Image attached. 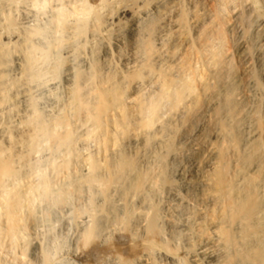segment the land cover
I'll list each match as a JSON object with an SVG mask.
<instances>
[{
  "label": "rangeland",
  "instance_id": "obj_1",
  "mask_svg": "<svg viewBox=\"0 0 264 264\" xmlns=\"http://www.w3.org/2000/svg\"><path fill=\"white\" fill-rule=\"evenodd\" d=\"M14 1L16 2L15 5ZM178 1L179 2L174 9V13H179V10H183L187 12L188 17H192V15L197 12L203 18L202 21L199 20L198 22L193 20L191 22L192 19H190L185 22H169V12H167L166 16H161L160 21L154 23V30L152 31V33L155 36L152 34V39L155 49L157 48V53L155 52L152 55V58L155 59L152 60V63H154L152 65V70L148 73L149 75L147 73H144L142 75L143 77L137 80L128 79L129 82H127V79L126 81L124 80L125 83L123 82L121 84L123 85L122 87L124 92L128 88L130 91L129 92L127 90L125 92L124 104L127 109L129 108V116L133 122L132 124H134L137 121L135 119L137 117V114L135 113L133 107L135 99L137 96L148 97L157 92L159 84V69L173 79L180 80L181 78H185L187 76L191 77L192 85H194L193 90L187 92L183 100L175 107H172L168 102L163 103L160 107L161 109H159L158 117L156 118L157 121L155 120L153 125L149 128H131L126 134L120 135L110 122H108V124L106 123L105 128L108 130V135L110 138H115L116 146L115 144H110V146H108L106 150H103L102 148H100L98 142L95 141L97 140V131L93 128L91 122L82 121L83 119H76L68 106V102L70 100V94L68 90V82L70 79L69 77H72L73 73L77 72L78 69L80 70V72L82 71V73L88 75L94 69V65H97V74L99 75H107L111 73L114 74L116 72H123V74H127V70L129 72V70L131 71L135 68H139V64H141L142 58V53L140 51L139 45L141 42L140 39L144 35L143 33L145 32V27L139 24L140 28L139 26L136 27V31H133V34L130 30V24L125 21V19L111 23L109 25L112 28L110 33L114 32L115 28L119 27L121 29L120 34L121 39L123 40H121V44L118 43L119 47L116 48L113 45L114 39L112 33H109L110 35L106 40L102 42L99 40L100 42H98V39H94L91 36V28L89 25L86 26V29L83 33L76 35L74 29L70 27V25L72 24V17H69V21L66 22L67 29L59 28L54 19V14L57 6L56 2H54L53 0H5L3 2L2 0H0V8L3 10L2 11L0 9V22H3L2 24L0 23V97L7 94V101L3 102L0 106V128L10 120L11 125L17 127L15 128L13 134H17L27 118L26 111L30 109L31 105H34L37 111H41L40 113L45 119H51L52 116L56 117L63 113H66L67 115L69 114L68 116L70 119V128H73L74 125L72 131L73 135L75 134L74 142L69 151L66 148L65 150L64 148H61L57 150L59 154L56 151L53 154L54 150L52 151L50 149V146H48V142L45 141V143L41 141L33 149H29L25 143L19 144V146L16 147L17 149H15V154L17 155L15 157V168L19 171V181L18 178L16 179L17 181L13 180L12 185L14 188H17V190L21 191L23 195L25 194V198L28 197L30 199L28 203L29 205L25 208V210L27 211V208H29L32 215L26 220V224L29 226L25 224L27 226L25 228V234L23 235V240L20 239V242L23 244L25 254L24 256H22V258H20L21 261H29V264H33L34 254L32 251V243L36 242L37 244H39L38 255L41 258L43 251L48 258L47 260L49 264H52V262H54L55 264H91V262L92 264H116L115 261L117 262V264H122L123 262L121 261H124L125 259L129 261V264H140L139 262L145 261L152 262L153 264H198V262L199 264H250V262L251 264H260L255 261H243V259L238 256V253L242 252L244 247L248 246L251 243V245L254 247L260 244H264V0H222V2L221 0ZM213 3H215L216 5H214ZM11 4H13L14 6ZM32 9L33 11H31ZM41 9L45 11L47 10L48 12L42 11ZM38 10L40 12H38ZM217 10L218 12H216ZM10 11L12 14L10 13ZM32 13L33 15H30ZM38 14L43 17L41 18ZM7 16H9V20L7 19ZM46 17L48 20L46 19ZM163 17H165L166 20ZM29 19H32L33 21ZM9 21L11 22L10 26L8 23ZM29 21H31L32 23ZM217 21L219 22V24H217ZM35 28L38 30V33L30 38H27V31ZM48 28L51 29L48 30ZM55 29H57V31ZM17 32L19 35L16 34ZM54 32H56V34ZM201 36L203 38H201ZM77 37L79 38L77 39ZM61 38H65L66 40H62ZM33 39H35V41ZM69 39H71V41ZM26 40H29L30 43ZM28 44L35 45V51L33 54V56L35 57V64L33 68V75L35 73L34 76L28 74V72L26 71L24 57H22L27 49V46H29ZM105 46L108 48L111 56L109 58V65L104 68L101 65V60L105 56ZM131 52L133 53V55ZM214 54L216 56H214ZM77 56H79L80 58H78ZM157 56H160V59H158L157 64H155ZM127 60L135 64L133 69L125 67V63H127ZM50 62L51 65H49ZM79 63L81 66L79 65ZM87 63L89 64V66ZM65 64H67L68 66ZM83 65L84 67H82ZM110 67H112V69ZM90 69L92 70L90 71ZM182 70H184V72ZM39 75L41 77H39ZM67 75H69V77H67ZM116 75L118 76V74ZM150 80L153 81L151 82ZM93 83V80L86 81V85H88H85V88H90ZM206 85L208 87H206ZM2 87H4V89ZM148 87L153 89H148ZM150 90L152 92H150ZM26 96H28L29 98ZM23 102H25L24 107H22L24 105ZM163 106H165V108H163ZM42 107L44 108V110H48V112L44 111ZM52 108L53 110H51ZM54 111L59 112L55 113ZM118 116L119 109L113 107L111 110H109L108 117L110 118V120ZM71 119L76 120L72 121ZM14 123H16L17 125H14ZM75 131H78V133H74ZM86 135L88 138L86 137ZM137 137L138 139H136ZM93 142L95 144L97 143V147L95 146V144H93ZM91 143L92 147H90ZM41 148H43L46 152H43V149ZM81 148L83 150L85 148V152H82V150L80 151ZM48 151L49 154H47ZM36 152H38V154ZM40 152L41 154L39 155ZM86 153L88 156L94 155L93 157L95 159L98 158L97 160L99 161L102 170L100 171L101 177L106 176V170L104 167L105 162H108L110 159V161H115L118 157L124 155L131 159L134 158L133 160L135 161V168L129 171L127 179L129 180L133 177L132 175L139 171L142 174L146 175V180H144L139 191H135L132 188L124 189L126 184L125 181L113 182L109 187L102 191L101 186L97 183L96 185H94L95 183H91V185L85 181V177L89 173L87 165L88 161L86 159L88 156H84V154ZM36 154L39 155V158ZM65 154L66 156H64ZM55 155L57 157H55ZM40 157L42 158L40 159ZM67 158L69 159V163L67 164V167L62 168L63 170L61 169L59 172H57L58 174L61 173L59 174V177V175L57 176V173L52 170V167L54 166V164L57 165L58 163H62L63 159L67 160ZM46 159L49 161L47 162ZM82 160H84L85 162H82ZM101 160L104 161L102 162ZM77 164L79 167L77 166ZM49 166L51 169H49ZM40 169L43 171H41ZM45 169L46 172L44 171ZM26 171L29 172H27L26 174ZM53 172L55 173V175ZM81 172L87 173L83 174ZM42 174L45 175L46 180L51 186L50 194L46 197L37 196L36 192L34 193L35 195L33 193L31 195L26 190L28 185L30 183H36L39 179V175ZM49 174H52L55 177L52 175L49 176ZM73 174L76 176H74ZM220 174L223 177V183H221V185H219L217 182L218 175ZM67 176L70 178H68ZM154 177H156L158 181ZM63 180H65L66 182H63ZM152 180H154V182H152ZM84 182H86L87 184H84ZM248 182H251L255 185L257 197L259 196L258 200L260 208L255 215V225H257L258 227V231L256 233L252 232L254 235L251 233L249 236L243 237L244 222L239 219H229L228 204L230 200L237 201L241 197V194L244 192V188H246ZM216 183L217 185H215ZM22 187L23 189H21ZM227 187H229L230 189ZM65 188L67 189L68 193L66 192ZM110 190H113L114 192H111ZM230 190L232 192H230ZM75 191L77 192L75 193ZM107 191H110L109 194L107 193ZM54 193H58V197ZM133 194H136L135 197ZM51 195L54 196L52 197ZM49 197L50 199H47ZM114 197H116V200L114 199ZM94 198L98 203L93 201ZM133 198H135V200ZM222 198L224 199V202ZM53 201L55 202V204H53ZM84 203L87 205H85ZM110 203L112 205H110ZM45 205L47 206L45 207ZM54 205L56 208L54 207ZM84 205L85 208L88 205L91 206H88V209L86 208L87 210H84L85 208L82 207ZM33 206H35V208ZM113 207H118L120 209L123 208L121 209L123 211L117 208L121 215L119 213L113 214L111 211ZM53 208H55L56 210ZM98 208L99 210H97ZM75 209L79 212L78 214H75L77 213ZM105 209L111 212L113 215L108 213ZM127 209H129L131 212V220H129L127 226H125L123 222H121L123 219L121 218V216L125 214L124 212ZM132 209H134V211ZM222 210L224 213L222 212ZM84 211H86V214L83 213ZM120 211L123 213H121ZM44 212L46 214H44ZM153 213L157 214L156 221L158 222H156V225L159 230V234L157 237L158 245L153 249L154 251H148L143 248V245L148 239V233L146 230H144L141 219L146 218L145 216H147L148 218ZM33 214H35L34 217ZM79 214H81L80 216L83 219L79 216ZM111 216L113 219L111 218ZM102 217L104 218L103 221ZM87 218L91 219L89 220ZM97 218L100 220H97ZM111 219L114 221V224L111 222ZM93 220H97L99 223H101L100 227L102 226V224L105 226H102L101 231L99 229L100 232L97 230V234H95V238L91 243L92 245H90L91 247H93L92 252L91 250H88L90 248H86L84 246V249L81 248V235L83 232V228H85V226L87 227L88 224H91ZM118 222L121 223V227L123 228L117 226L120 225ZM78 223L82 224H79L78 226ZM200 225L202 226V228H200ZM216 225L217 227H215ZM219 225H223V229H227L230 231L233 237V243L229 244L225 242L223 235L220 233L223 230L221 229L222 226ZM117 227L121 231L119 229H112ZM40 228L42 230H40ZM78 228L80 231L77 230ZM123 230L125 231V233H123ZM99 233L101 234L99 235ZM46 235L47 237H45ZM96 235H98V237ZM103 235H105V241H110L111 239L112 241L106 242L104 244L105 241L103 240ZM131 235H133V238ZM129 236L131 237L129 238ZM162 236H164V238ZM199 236L201 237L199 238ZM134 238H136V240H134ZM247 238L248 240H250V242H248ZM158 239H161L162 241H158ZM259 239L260 241H258ZM96 243L99 244V246L95 245ZM109 243L116 245V249H113L112 251L108 250L107 247ZM134 244L136 245L132 247ZM56 246L58 247V249ZM78 246L79 248H77ZM137 246L138 248L142 247L144 249V252L142 249L140 250L137 248L138 250H136ZM51 247L53 248V250L50 249ZM170 247L172 248V250ZM201 247H208L209 252L211 251L210 255H195L198 249ZM98 248H100V250ZM102 248H106L107 251ZM39 249H42V251H40ZM69 249L73 252H70ZM94 249H96V251ZM78 250H81V252ZM84 250L86 251V253ZM103 250L104 253H102V255L100 253L101 251L103 252ZM137 251H140L141 254H139L140 252L138 253ZM165 251L169 256L163 255V252L165 254ZM75 252L79 253L77 254L76 258H74L72 254ZM91 252H95L94 254H96L97 252L99 253L98 255L96 254L97 256L94 254L89 256L88 254H92ZM114 253L115 255H113ZM120 253L121 255H123V257L119 255ZM125 254H127L128 256H125ZM92 256L96 257L93 258ZM143 256L144 258H142ZM137 259H140V261ZM73 260H75L76 262H73Z\"/></svg>",
  "mask_w": 264,
  "mask_h": 264
},
{
  "label": "bare ground",
  "instance_id": "obj_2",
  "mask_svg": "<svg viewBox=\"0 0 264 264\" xmlns=\"http://www.w3.org/2000/svg\"><path fill=\"white\" fill-rule=\"evenodd\" d=\"M5 0H2V2ZM48 1V0H47ZM50 1V0H49ZM54 2H56V11L54 14V19L58 25L59 28L63 29L66 28V22L69 21V19L72 17V24L70 25V27H72L74 29V32L76 33V35L81 34L85 31L86 26H90L91 28V36L94 39H98V42H102L104 40H106L108 38V36L112 33L113 35V45L118 48L119 44L121 42V34H120V28H115L114 32L110 31L112 30V28L109 26L111 23L115 22V21H121L122 19H125V21H127L130 24V30L133 33V31H136L135 28L139 26V24L143 25L145 27V32L143 33V37L140 39V51L142 53L141 55V64H139V68H135L134 67V63H131L129 60H127V63H125V67L127 68H132L133 70H128L126 71V73L123 74V72H116L114 74H107V75H99L97 74V65H94V69H90V73L88 75L82 73V71L80 72V70L78 69L77 72L73 73L72 77H69V75H67V77H69V94H70V100L68 102V106L72 112V114L74 115V117L76 119H83L82 121H89L91 122L92 126L94 129H96L97 131V140H95L96 142H98L100 148H102L103 150H106L108 146H110V144H115V138L113 137H109L108 135V130L105 128V124L108 122H110L112 124V126L115 128V130L120 134V135H124L126 134L131 128H149L153 125L154 121L156 120V118L158 117V112L159 109H161V105L163 103H170V105L172 107L177 106L184 98L185 94L187 92H190L193 90V86L192 85V78L187 76L185 78H181L180 80L178 79H173L171 77H169L166 73H164L163 71H161L159 69L158 71V77H159V84H158V90L157 92H155L153 95L148 96V97H142V96H137L134 102V111L137 114V117L135 118L137 121L132 124V120L130 119L129 116V108L127 109L125 104H124V96H125V92L128 90L129 88L124 92L123 90V85H121L123 82L125 83L126 79L127 82H129L128 79H133V80H137L141 77H143L142 75L144 73H149L152 70V65L154 63H152V60H155L154 58H152V55L156 52L155 46L153 45V39H152V31L154 30L153 25L155 22L160 21L161 16H166L167 12H169V22H175V21H180V22H185L187 20H191V22L194 21H202V17L200 14H198L197 12L195 14L192 15V17H188L187 12L183 11V10H179V13H174V9L176 8V5L178 4V0H53ZM19 2V1H18ZM43 2V1H42ZM222 2V0H221ZM15 1H14V5H15ZM26 3V2H25ZM41 3V2H40ZM202 3V2H201ZM18 4V3H17ZM44 4V3H43ZM52 4V3H51ZM195 4V3H194ZM200 4V3H199ZM214 5H216L215 3H213ZM218 4V2H217ZM13 5V4H11ZM13 5V6H14ZM35 5V2H34ZM71 5V7H70ZM220 5V4H219ZM251 5V4H250ZM47 6V5H46ZM222 6V4H221ZM260 6V5H259ZM34 7V6H33ZM44 7V6H43ZM52 7V6H51ZM50 7V8H51ZM213 7V6H212ZM12 8V7H11ZM18 8V5H17ZM16 8V9H17ZM42 8V7H41ZM46 8V7H44ZM217 8V6H216ZM1 9V8H0ZM30 9V8H29ZM47 9V8H46ZM194 9V8H193ZM200 9V8H199ZM253 9V8H252ZM257 9V8H256ZM2 10V9H1ZM6 10V9H5ZM11 10V9H10ZM42 10V9H41ZM52 10V9H51ZM188 10V9H187ZM213 10V8H212ZM255 10V9H254ZM3 11V10H2ZM8 11V10H7ZM19 11V10H18ZM33 11V9L31 10ZM35 11V10H34ZM45 11V10H42ZM47 11V10H46ZM45 11V12H46ZM9 12V11H8ZM28 12V11H27ZM37 12V11H36ZM38 12H40L38 10ZM37 12V13H38ZM48 12V11H47ZM218 12V10L216 11ZM11 13V11H10ZM17 13V12H16ZM213 13V12H211ZM221 13V12H220ZM12 14V13H11ZM29 14V13H28ZM47 14V13H46ZM17 15V14H16ZM25 15V14H24ZM30 15H33L30 14ZM37 15V14H36ZM39 15V14H38ZM45 15V14H44ZM48 15V14H47ZM51 15V14H50ZM40 16V15H39ZM38 16V17H39ZM215 16V15H214ZM213 16V17H214ZM2 17V16H1ZM5 17V16H4ZM9 16H7V19ZM16 17V16H15ZM27 17V16H26ZM41 18L43 16H40ZM70 17V18H69ZM6 18V17H5ZM11 18V17H10ZM21 18V17H20ZM35 18V17H34ZM165 18V17H163ZM217 18V17H216ZM6 19V20H7ZM15 19V18H14ZM40 19V18H39ZM47 19V17H46ZM53 19V20H54ZM205 19V18H204ZM12 20V19H10ZM19 20V19H18ZM32 20V19H29ZM48 20V19H47ZM166 20V18H165ZM4 21V20H2ZM33 21V20H32ZM210 21V20H209ZM31 22V21H29ZM40 22V20H39ZM204 22V20H203ZM1 23V22H0ZM3 23V22H2ZM1 23V24H2ZM9 26L11 24V22L9 21ZM7 23V24H8ZM28 23V21H27ZM32 23V22H31ZM46 23V22H45ZM197 23V22H196ZM5 24V23H4ZM3 24V25H4ZM42 24V23H41ZM127 24V23H126ZM167 24V23H166ZM169 24V23H168ZM172 24V23H171ZM217 24H219V22L217 21ZM264 24V23H263ZM49 25V24H48ZM51 25V24H50ZM159 25V24H158ZM262 25V24H261ZM25 26V25H24ZM156 26V25H155ZM163 26V25H162ZM218 26V25H217ZM15 27V26H14ZM160 27V26H159ZM9 28V27H8ZM47 28V27H46ZM140 28V26H139ZM157 28V27H156ZM21 29V28H20ZM30 29V28H29ZM51 28H48V30ZM67 29V28H66ZM216 29V28H215ZM13 30V29H12ZM57 31V29H55ZM54 30V31H55ZM59 30V29H58ZM88 30V29H87ZM164 30V29H163ZM218 30V28H217ZM22 31V30H21ZM43 32V30H42ZM89 32V31H88ZM160 32V31H159ZM2 33V32H1ZM38 33V30L32 29V30H28L26 35L27 38H30L34 35H36ZM47 33V31H46ZM52 33V31H51ZM56 34V32H54ZM110 33V34H109ZM18 34V32L16 33ZM54 34V35H55ZM67 34V33H66ZM70 34V32H69ZM68 34V35H69ZM90 34V33H89ZM134 34V33H133ZM10 35V33H9ZM19 35V34H18ZM75 35V34H74ZM154 35V34H153ZM221 35V34H219ZM5 36V34H4ZM7 36V35H6ZM38 36V35H37ZM67 36V35H65ZM72 36V34H71ZM129 36V35H127ZM155 36V35H154ZM207 36V35H206ZM19 37V36H18ZM22 37V36H21ZM83 37V36H82ZM15 38V37H14ZM20 38V37H19ZM40 38V37H39ZM45 38V37H44ZM58 38V37H57ZM79 37H77L78 39ZM124 38V37H123ZM201 38H203L201 36ZM62 39V38H61ZM65 39V38H63ZM62 39V40H63ZM82 39V38H80ZM208 39V37H207ZM206 39V40H207ZM24 40V39H23ZM35 41V39H33ZM45 40V39H44ZM47 40V39H46ZM66 40V39H65ZM71 41V39H69ZM68 40V41H69ZM86 40V39H85ZM100 40V41H99ZM155 40V39H154ZM158 40V39H157ZM29 41V40H26ZM48 41V40H47ZM60 41V40H59ZM69 41V42H70ZM84 41V39H83ZM82 41V42H83ZM93 41V40H92ZM130 41V40H128ZM161 41V40H160ZM222 41V40H221ZM45 42V41H44ZM43 42V43H44ZM55 42V41H54ZM58 42V40H57ZM63 42V41H62ZM91 42V41H90ZM96 42V41H95ZM30 43V41H29ZM93 43V42H92ZM91 43V44H92ZM104 43V42H103ZM129 43V42H128ZM202 43V42H201ZM4 44V43H3ZM24 44V43H23ZM55 44V43H54ZM58 44V43H57ZM86 44V42H85ZM95 44V43H94ZM121 44V43H120ZM130 44V43H129ZM7 45V44H6ZM29 45V44H28ZM44 45V44H43ZM42 45V46H43ZM63 45V44H62ZM80 45V44H79ZM97 45V44H96ZM99 45V44H98ZM124 45V44H123ZM35 45H29L27 46V49L24 53V55L22 57H24V62H25V66H26V71L28 72V74L33 75V68H34V64H35V60H34V51H35ZM76 46V45H75ZM107 46V45H106ZM105 46V47H106ZM203 46V45H202ZM215 46V45H214ZM84 47V45H83ZM19 48V47H18ZM21 48V47H20ZM92 48V47H91ZM112 48V47H111ZM136 48V47H135ZM161 48V47H160ZM205 48V47H204ZM214 48V47H213ZM219 48V47H218ZM25 49V48H24ZM58 49V48H57ZM65 49V48H64ZM72 49V47H71ZM87 49V48H86ZM130 49V48H129ZM165 49V48H164ZM12 50V49H11ZM68 50V49H67ZM134 50V49H133ZM136 50V49H135ZM212 50V49H211ZM215 50V49H214ZM213 50V51H214ZM65 51V50H64ZM75 51V50H74ZM79 51V50H78ZM91 51V50H90ZM100 51V50H99ZM104 51V50H103ZM125 51V50H124ZM130 51V50H129ZM138 51V50H137ZM54 52V51H53ZM210 52V51H207ZM12 53V52H11ZM66 53V52H65ZM80 53V52H79ZM84 53V51H83ZM128 53V52H127ZM132 53V52H131ZM157 53V52H156ZM205 53V52H204ZM4 54V53H2ZM1 54V55H2ZM57 54V53H56ZM82 54V53H81ZM80 54V55H81ZM105 56L104 58H102L101 60V65L102 67H107L110 63V52L108 50V48L106 47L105 49ZM139 54V53H138ZM166 54V53H165ZM164 54V55H165ZM169 54V53H168ZM209 54V53H208ZM213 54V53H212ZM51 55V53H50ZM72 55V53H71ZM70 55V56H71ZM79 55V54H78ZM92 55V53H91ZM133 55V53H132ZM6 56V55H5ZM9 56V55H8ZM171 56V55H170ZM211 56V54H210ZM214 56H216L214 54ZM38 57V56H37ZM47 57V56H46ZM78 58H80L79 56H77ZM121 57V56H120ZM163 57V56H162ZM42 58V57H41ZM68 58V57H67ZM73 58V57H72ZM128 58V56H127ZM213 58V57H211ZM6 59V58H4ZM117 59V58H116ZM158 59H160V56L156 57V63ZM165 59V58H164ZM171 59V58H170ZM8 60V59H7ZM59 60V59H58ZM67 60V59H66ZM69 60V59H68ZM82 60V59H81ZM131 60V59H130ZM135 60V59H134ZM49 61V60H48ZM72 61V60H71ZM70 61V62H71ZM121 61V60H120ZM132 61V60H131ZM210 61V60H209ZM39 62V61H37ZM46 62V61H45ZM53 62V61H52ZM84 62V61H83ZM93 62V61H92ZM1 63V62H0ZM54 63V62H53ZM68 63V62H67ZM82 63V62H81ZM209 63V62H208ZM216 63V62H215ZM7 64V63H6ZM37 64V63H36ZM45 64V63H44ZM43 64V65H44ZM88 64V63H87ZM182 64V63H181ZM184 64V63H183ZM223 64V63H221ZM42 65V66H43ZM51 65V62L50 64ZM48 65V66H49ZM53 65V64H52ZM67 65V64H65ZM80 65V63H79ZM41 66V67H42ZM63 66V65H62ZM68 66V65H67ZM81 66V65H80ZM89 66V64H88ZM87 66V68H88ZM1 67V66H0ZM3 67V66H2ZM5 67V66H4ZM45 67V66H44ZM47 67V66H46ZM51 67V66H50ZM84 67V65L82 66ZM101 67V66H100ZM116 67V66H115ZM118 67V66H117ZM38 68V67H37ZM48 68V67H47ZM61 68V67H60ZM86 68V69H87ZM92 68V67H91ZM112 69V67H110ZM107 68V69H110ZM126 68V69H127ZM157 68V67H156ZM185 68V67H184ZM3 69V68H2ZM46 69V68H45ZM51 69V68H50ZM67 69V68H66ZM84 69V68H83ZM114 69V68H113ZM117 69V68H116ZM115 69V70H116ZM119 69V68H118ZM179 69V68H178ZM37 70V69H36ZM72 70V68H71ZM82 70V69H81ZM89 70V68H88ZM1 71V69H0ZM21 71V70H20ZM40 71V70H38ZM105 71V70H104ZM111 71V70H110ZM170 71V69H169ZM184 72V70H182ZM190 71V70H188ZM22 73V72H21ZM43 73V72H42ZM66 73V72H65ZM69 73V72H68ZM88 73V72H87ZM153 73V72H152ZM170 73V72H169ZM47 74V73H46ZM50 74V73H49ZM55 74V73H53ZM118 74V76L116 75ZM175 74V73H174ZM181 74V73H180ZM7 75V74H6ZM35 75V73H34ZM33 75V76H34ZM37 75V74H36ZM51 75V74H50ZM149 75V74H148ZM117 76V78H116ZM177 76V74H176ZM39 77H41L39 75ZM180 77V76H179ZM201 77V76H200ZM0 78H1V74H0ZM194 78V77H193ZM6 79V78H5ZM150 79V78H149ZM146 79V80H149ZM7 80V79H6ZM10 80V78H9ZM12 80V79H11ZM30 80V79H29ZM67 80V79H66ZM88 80H93L94 83L90 88H85L86 85V81ZM125 80V81H124ZM3 81V80H1ZM35 81V80H34ZM151 81V80H150ZM153 81V80H152ZM151 81V82H152ZM67 82V81H66ZM155 82V81H154ZM6 83V82H4ZM8 83V81H7ZM10 83V82H9ZM22 83V82H21ZM20 83V84H21ZM92 83V82H91ZM139 83V82H138ZM148 83V82H147ZM11 84V83H10ZM27 84V83H26ZM203 84V83H202ZM38 85V84H37ZM86 85V86H85ZM126 85V84H125ZM150 85V84H149ZM204 85V84H203ZM21 86V85H20ZM41 86V84H40ZM66 86V85H65ZM147 86V84H146ZM145 86V88H146ZM5 87V86H4ZM4 87H2L4 89ZM11 87V86H10ZM33 87V86H32ZM206 87H208L206 85ZM205 87V89H206ZM8 88V87H7ZM126 88V87H124ZM150 87H148L149 89ZM204 88V86H203ZM1 89V87H0ZM6 89V88H5ZM9 89V88H8ZM25 89V88H24ZM132 89V88H131ZM138 89V88H137ZM153 89V88H150ZM22 90V89H20ZM27 90V89H26ZM25 90V91H26ZM67 90V89H66ZM67 90V91H68ZM145 90V89H144ZM203 90V89H202ZM3 91V90H1ZM24 91V90H23ZM137 91V90H136ZM6 92V91H5ZM18 92V91H17ZM130 92V91H129ZM150 92H152L150 90ZM232 92V91H231ZM146 93V92H145ZM4 94V93H3ZM19 94V93H18ZM147 94V93H146ZM7 95V94H6ZM3 95L2 97H0V106L3 102L7 101V96ZM9 95V94H8ZM15 95V94H14ZM20 95V94H19ZM26 95V93H25ZM36 95V94H35ZM128 95V94H126ZM132 95V94H131ZM13 96V95H12ZM23 96V95H22ZM69 96V95H68ZM130 96V95H128ZM15 97V96H14ZM28 97V96H26ZM36 97V96H35ZM67 97V96H65ZM29 98V97H28ZM37 98V97H36ZM66 99V98H65ZM226 99V98H225ZM230 99V98H228ZM10 100V99H9ZM18 100V99H17ZM23 100V99H22ZM51 100V99H50ZM130 100V99H129ZM232 100V99H231ZM35 101V100H34ZM47 101V100H46ZM51 102V101H50ZM64 102V101H63ZM129 102V101H128ZM132 102V101H131ZM24 105L22 107L25 106V102H23ZM38 103V102H37ZM54 103V102H53ZM66 103V102H65ZM18 104V103H17ZM52 104V103H51ZM38 105V104H37ZM50 105V104H49ZM64 105V104H63ZM130 105V104H129ZM7 106V105H6ZM49 107V106H48ZM62 107V106H61ZM66 107V106H64ZM113 107H116L117 109H119V116L115 117L114 119L110 120V118L108 117V113L109 110H111ZM232 107V106H231ZM8 108V107H6ZM43 108V107H42ZM57 108V107H56ZM55 108V109H56ZM163 108H165V106H163ZM229 108V107H228ZM21 109V108H20ZM29 109V108H28ZM47 109V108H46ZM62 109V108H61ZM230 109V108H229ZM13 110V109H12ZM44 110V108H43ZM53 110V108L51 109ZM227 110V109H226ZM236 110V109H235ZM47 111L48 110H44ZM133 111V110H132ZM177 111V110H176ZM7 112V110H6ZM15 112V111H14ZM27 112V118L24 121L22 128L19 129L17 134H13L15 131V128L13 125H11V121L9 120L5 125H3L0 128V264H29V261L24 262L23 260L21 261L20 258H22V256H24V249H23V244L20 242V239H22L25 234V228L29 225L26 224V220L31 217V210H29V208H27V211L25 210L26 207H28V203H29V198H25V194L23 195L21 191L17 190V188H14L12 185L13 180L17 181L16 179L18 178L19 181V171L15 168V157L17 156L15 154V149H17L16 147L19 146V144H23L25 143L29 149H33L35 148L41 141L42 142H48V146H50V149L55 153V151L57 152V150L61 149V148H65L69 149L72 147V144L74 142V135H73V131L72 129L74 128H70V119H69V114L67 115L66 113H63L61 115H58L56 117L52 116L51 119H45L43 117V115L37 111V109L34 107V105H31L30 109L26 111ZM55 112V111H54ZM59 111L55 112L58 113ZM161 112V111H160ZM162 113V112H161ZM15 114V113H14ZM24 114V113H23ZM54 114V113H53ZM11 115V114H10ZM52 115V114H51ZM56 115V114H55ZM162 115V114H160ZM112 117V116H111ZM20 118V117H19ZM24 118V117H23ZM162 118V117H161ZM76 119H71L72 121H75ZM157 121V120H156ZM79 123V122H78ZM161 123V122H160ZM264 123V122H263ZM262 123V124H263ZM16 123H14L15 125ZM73 124V123H72ZM261 124V125H262ZM17 125V124H16ZM165 125V124H164ZM163 125V126H164ZM72 126V125H71ZM83 127V126H82ZM261 127V126H260ZM158 128V127H157ZM261 129V128H260ZM259 129V130H260ZM82 130V129H81ZM160 130V129H159ZM262 130V129H261ZM92 131V130H91ZM149 131V130H148ZM78 133V131H75L74 133ZM80 132V131H79ZM91 133V132H90ZM82 135V133H81ZM79 135V136H81ZM91 135V134H90ZM78 137V136H76ZM83 137V136H82ZM87 137V135H86ZM135 137V136H134ZM88 138V137H87ZM124 138V137H123ZM146 138V137H145ZM83 139V138H82ZM92 139V138H91ZM121 139V138H120ZM138 139V137L136 138ZM85 140V139H84ZM119 140V139H118ZM127 140V139H126ZM125 140V141H126ZM135 140V139H134ZM144 140V139H143ZM78 141V139H77ZM94 141V142H95ZM120 141V140H119ZM44 142V143H45ZM83 142V141H81ZM86 142V141H85ZM93 142V144H95ZM145 142V141H144ZM43 143V144H44ZM76 143V142H75ZM90 143V142H88ZM87 144V143H86ZM97 144V143H96ZM95 144V146H96ZM75 146V144H74ZM116 146V144H115ZM86 147V146H85ZM90 147H92V143L90 144ZM97 147V146H96ZM39 148V146H38ZM75 148V147H74ZM88 148H89V144H88ZM255 148V147H254ZM43 149V148H41ZM49 149V150H50ZM76 149V148H75ZM116 149V147H115ZM40 150V149H39ZM46 150V149H45ZM82 150V152L84 150L81 148L80 151ZM262 150V148H261ZM95 151V150H94ZM42 152V150H41ZM41 152L39 153V155L41 154ZM43 152L44 151L43 149ZM60 152V151H59ZM85 152V151H84ZM97 152V151H96ZM33 153V152H32ZM35 153V152H34ZM38 154V152H36ZM52 153V152H51ZM50 153V154H51ZM58 153V152H57ZM75 153V152H74ZM110 153V152H109ZM36 154V155H37ZM47 154H49V151L47 152ZM46 154V156H47ZM52 154V155H53ZM59 154V153H58ZM64 154V153H63ZM103 154V153H102ZM106 154V153H105ZM263 154V153H262ZM35 155V154H34ZM39 155L38 158H39ZM51 155V156H52ZM87 155L84 154V156ZM96 155V154H95ZM42 156V155H41ZM66 156V154L64 155ZM83 156V155H82ZM88 156V155H87ZM94 156V155H93ZM93 156H88L87 159V165H88V170L89 173L87 174V176L85 177V181L89 184H93L96 185V183L98 185L101 186L102 191L105 190L107 187H109L113 182H117V181H125V188L124 189H128V188H132L135 191H139L141 189V186L144 182V180H146V175L142 174L141 172L137 171L134 175H132L133 177L130 178L129 180L127 179L128 173L129 171L133 170L135 168V161L131 158H128L124 155H121L120 157L117 158V160L115 161H107L104 164L105 170H106V176L105 177H101L100 176V171L101 170V166L100 163L97 159H95ZM104 156V155H103ZM260 156V155H259ZM262 156V155H261ZM43 157V156H42ZM40 157V159L42 158ZM55 157H57L55 155ZM69 157V156H68ZM29 158V157H28ZM45 158V157H44ZM72 158V157H71ZM75 158V157H74ZM73 158V159H74ZM84 158V157H83ZM103 158V157H102ZM105 158V157H104ZM262 158V157H261ZM264 158V157H263ZM32 159V158H31ZM49 159V158H47ZM46 159V160H47ZM82 159V158H81ZM114 159V158H113ZM116 159V158H115ZM247 159V158H246ZM23 160V159H22ZM52 160V159H51ZM50 160V161H51ZM60 160V159H59ZM58 160V161H59ZM75 160V159H74ZM105 160V159H104ZM103 160V161H104ZM20 161V160H19ZM41 161V160H40ZM49 160H47L48 162ZM54 161V159H53ZM57 161V160H56ZM84 160H82L83 162ZM102 161V160H101ZM100 161V162H101ZM102 161V162H103ZM23 162V161H22ZM52 162V161H51ZM74 162V161H73ZM81 162V161H80ZM85 162V161H84ZM247 162V161H246ZM27 163V162H26ZM44 163V162H43ZM55 163V162H54ZM69 163V159H63L62 163H58L57 165L54 164V166L52 167V170L57 173L59 172L62 168L67 167V164ZM47 164V163H46ZM51 164V163H50ZM222 164V163H221ZM45 165V164H44ZM103 165V164H101ZM18 166V165H17ZM26 166V165H25ZM36 166V165H35ZM78 166V164H77ZM43 167V166H42ZM41 167V169H42ZM46 167V166H45ZM48 167V166H47ZM79 167V166H78ZM258 167V166H257ZM261 167V166H260ZM84 168V165H83ZM82 168V169H83ZM36 169V167H35ZM40 169V170H41ZM49 169L50 166H49ZM74 169V168H73ZM80 169V168H79ZM26 170V169H25ZM63 170V169H62ZM76 170V168H75ZM74 170V171H75ZM85 170V169H84ZM104 170V169H103ZM137 170V169H136ZM152 170V169H151ZM220 170V169H218ZM36 171V170H34ZM43 171V170H41ZM46 172V169L44 170ZM78 171V170H77ZM83 171V170H81ZM29 171H26V174ZM50 172V171H49ZM48 172V173H49ZM53 172V173H54ZM133 172V171H132ZM37 173V172H35ZM54 173V175H55ZM76 173V172H75ZM83 173V172H81ZM87 173V172H84ZM83 173V174H84ZM103 173V172H102ZM22 174V173H21ZM61 174V173H59ZM57 173V176L59 175ZM63 174V171H62ZM216 174V173H215ZM47 175V174H46ZM52 174H49V176ZM52 175V176H54ZM74 175V174H73ZM79 175V174H78ZM160 175V174H159ZM24 176V175H23ZM51 176V177H52ZM76 176V175H74ZM81 176V175H80ZM32 177V176H31ZM55 177V176H54ZM60 177V175H59ZM62 177V176H61ZM68 177V176H67ZM78 177V176H77ZM160 177V176H158ZM21 178V177H20ZM30 178V177H29ZM38 181L34 184H29L27 187V192L30 193L32 195V193L34 194L36 192L37 196H48L50 194L51 191V186L49 184V182L46 180L45 175H39L38 177ZM50 178V177H49ZM70 178V177H68ZM84 178V177H83ZM156 179V177H154ZM36 179V178H34ZM54 179V178H53ZM51 179V180H53ZM60 179V178H59ZM23 180V179H22ZM58 180V179H55ZM54 180V181H55ZM67 180V179H66ZM72 180V179H71ZM158 181V179H156ZM257 180V179H256ZM70 181V179H69ZM77 181V180H76ZM248 181V180H247ZM35 182V181H34ZM51 182V181H50ZM63 182H66L65 180H63ZM79 182V181H78ZM84 182V184L86 183ZM152 182H154V180H152ZM161 182V181H160ZM218 184L221 185V183H223V177L222 175H218ZM230 182V181H229ZM16 183V182H15ZM14 183V184H15ZM19 183V182H18ZM61 183V182H59ZM58 183V184H59ZM76 183V182H75ZM80 183V182H79ZM86 183V184H87ZM68 184V183H67ZM78 184V183H77ZM81 184V183H80ZM91 184V185H92ZM260 184V183H259ZM75 185V184H74ZM217 185V183L215 184ZM218 185V186H219ZM244 185V184H243ZM27 186V185H25ZM59 186V185H58ZM57 186V187H58ZM70 186V185H69ZM155 186V185H154ZM224 186V185H223ZM232 186V185H231ZM16 187V186H15ZM78 187V186H77ZM80 187V186H79ZM88 187V186H86ZM84 187V188H86ZM216 187V186H215ZM54 188V187H53ZM62 188V187H61ZM68 188V187H67ZM83 188V186H82ZM145 188V187H144ZM148 188V187H147ZM229 188V187H227ZM23 189V187L21 188ZM66 189V188H65ZM72 189V188H70ZM90 189V188H89ZM88 189V191H89ZM114 189V188H113ZM123 189V190H124ZM218 189V188H217ZM230 189V188H229ZM74 190V189H73ZM79 190V189H78ZM152 190V189H151ZM63 191V190H62ZM80 191V190H79ZM92 191V190H91ZM111 191V190H110ZM109 191V192H110ZM113 191V190H112ZM111 191V192H112ZM149 191V190H148ZM57 192V191H56ZM67 192V189H66ZM71 192V191H70ZM77 191H75L76 193ZM109 192L107 191V193L109 194ZM114 192V191H113ZM129 192V191H128ZM150 192V191H149ZM219 192V191H218ZM225 192V191H224ZM230 192H232L230 190ZM27 193V194H28ZM68 193V192H67ZM73 193V191H72ZM91 193V192H90ZM95 193V192H94ZM56 196L57 194L54 193ZM60 194V192H59ZM70 194V193H69ZM97 194V193H96ZM100 194V193H99ZM131 194V193H130ZM145 194V193H144ZM174 194V193H173ZM35 195V194H34ZM119 195V194H118ZM129 195V194H128ZM134 195V194H133ZM136 195V194H135ZM134 195V197H135ZM28 196V195H27ZM52 196V195H51ZM50 196V197H51ZM54 196V195H53ZM52 196V197H53ZM60 196V195H59ZM63 196V195H62ZM89 196V195H88ZM95 196V195H94ZM112 196V193H111ZM114 196V195H113ZM132 196V195H131ZM151 196V195H150ZM35 197V196H34ZM47 198V199H50ZM58 197V196H57ZM103 197V196H101ZM120 197V196H119ZM138 197V196H136ZM146 197V196H145ZM149 197V196H148ZM176 197V196H175ZM222 197V196H221ZM259 197V196H258ZM256 191H255V185L251 182H248L246 185V188H244V192L241 194V197L235 201V200H230L229 204H228V208H229V213H228V217L230 220H242L244 222V229H243V237H247L249 236L252 232L256 233L258 231V227L257 225H255V215L258 212L259 208H260V204H259V200H258ZM116 197H114L115 199ZM140 198V197H139ZM143 198V197H142ZM46 199V198H45ZM44 199V200H45ZM56 199V198H55ZM54 199V200H55ZM84 199H88V198H84ZM101 199V198H100ZM103 199V198H102ZM135 200V198H133ZM137 199V198H136ZM218 199V198H217ZM223 199V198H222ZM34 200V198H33ZM53 200V198H52ZM92 200V199H91ZM104 200V199H103ZM116 200V199H115ZM119 200V199H118ZM46 201V200H45ZM58 201V200H57ZM60 201V200H59ZM88 201V200H87ZM93 201H95V198L93 199ZM101 201V200H100ZM50 202V201H49ZM54 202V201H53ZM96 202V201H95ZM106 202V201H105ZM109 202V201H108ZM151 202V201H150ZM224 202V199H223ZM48 203V202H46ZM59 203V202H58ZM98 203V202H96ZM100 203V202H99ZM102 203V202H101ZM118 203V202H117ZM131 203V202H130ZM133 203V202H132ZM147 203V202H146ZM35 204V201H34ZM37 204V203H36ZM55 204V202L53 203ZM60 204V203H59ZM85 204V203H84ZM91 204V203H89ZM109 204V203H108ZM121 204V203H120ZM153 204V203H152ZM31 205V204H30ZM61 205V204H60ZM87 205V204H85ZM85 205L82 206L85 208ZM110 205H112L110 203ZM129 205V203H128ZM36 206V205H35ZM35 206H33L35 208ZM44 206V205H43ZM47 205H45L46 207ZM59 206V205H58ZM91 206V205H88ZM87 206V207H88ZM96 206V205H95ZM107 206V205H105ZM114 206V205H113ZM39 207V206H38ZM49 207V206H48ZM55 207V205H54ZM86 207V208H87ZM119 207V206H118ZM118 207H113L112 208V213L113 214H118L119 210L123 209V208H118ZM123 207V206H121ZM152 207V206H151ZM219 207V206H218ZM223 207V205H222ZM56 208V207H55ZM53 208V209H55ZM84 210H87V209ZM90 208V207H89ZM97 208V207H96ZM107 208V207H106ZM119 210H118V209ZM37 209V207H36ZM44 209V208H43ZM42 209V211H43ZM104 209V208H102ZM111 209V208H110ZM143 209V208H142ZM56 210V209H55ZM58 210V209H57ZM76 210V209H75ZM99 210V208L97 209ZM96 210V211H97ZM106 210V209H105ZM104 210V211H105ZM131 210V208H130ZM129 209H127L124 213L123 216H121L123 224L125 226H127L130 216H131V212ZM134 211V209H132ZM225 210V209H223ZM222 210V212H223ZM33 211V209H32ZM39 211V210H38ZM54 211V210H53ZM77 211V210H76ZM95 211V210H94ZM107 211V210H106ZM123 211V210H121ZM120 211V212H121ZM138 211V210H137ZM145 211V210H144ZM24 212V213H22ZM26 212V214H25ZM35 212V211H34ZM46 212V211H45ZM44 212V214H46ZM108 213L112 214L111 212L107 211ZM221 212V213H222ZM37 213V212H36ZM39 213V212H38ZM79 212L77 211L78 214ZM83 213L86 214V211H84ZM95 213V212H94ZM123 213V212H121ZM150 213V212H149ZM224 213V212H223ZM262 213V212H261ZM42 214V213H41ZM52 214V211H51ZM82 214V213H81ZM79 214V216L81 215ZM112 214V215H113ZM120 214V213H119ZM140 214V213H138ZM171 214V213H170ZM169 214V215H170ZM35 214H33L34 217ZM94 215V214H93ZM101 215V214H100ZM121 215V214H120ZM157 214L153 213L151 214L148 218L147 216H145L146 218H142L141 219V223H143V227L144 230L147 231L148 233V239L146 240L145 244L143 246L144 249L146 250H152L155 247H157V237L159 234V230L157 228L156 225V221ZM173 215V214H172ZM224 215V214H223ZM262 215V214H261ZM47 216V215H46ZM87 216V215H85ZM92 216V214H91ZM98 216V215H96ZM95 216V217H96ZM102 216V215H101ZM106 216V215H103ZM133 216V215H132ZM136 216V215H135ZM40 217V216H39ZM78 217V216H77ZM81 217V216H80ZM140 217V216H139ZM143 217V216H142ZM171 217V216H170ZM175 217V216H174ZM49 218V217H48ZM82 218V217H81ZM99 218V217H98ZM97 220H100L98 219ZM112 218V216H111ZM221 218V217H220ZM35 219V218H34ZM33 219V220H34ZM45 219V218H44ZM80 219V218H79ZM83 219V218H82ZM89 219V218H87ZM86 219V220H87ZM91 219V218H90ZM89 219V220H90ZM103 217H102V221H103ZM113 219V218H112ZM111 219V220H112ZM46 220V219H45ZM49 220V219H48ZM85 220V219H84ZM97 220H93L91 222V224H88V226L85 228H83V232H82V243H81V248L86 247V248H90L88 250H93V247H91L90 245H92V241L95 238V234H97V230L101 231L102 226H105L102 224V226L100 227V224ZM167 220V219H166ZM37 221V220H36ZM43 221V220H41ZM107 221V220H106ZM110 221V220H108ZM119 221V220H118ZM144 221V222H143ZM169 221V220H168ZM175 221V220H173ZM35 222V221H33ZM45 222V221H44ZM79 222V221H77ZM88 222V221H87ZM86 222V223H87ZM112 223L114 222L113 220L111 221ZM190 222V221H189ZM228 222V221H227ZM240 222V221H239ZM39 223V222H38ZM119 223V222H118ZM117 223V224H118ZM140 223V222H139ZM140 223V224H141ZM225 223V221H224ZM27 226H26V225ZM31 224V222H30ZM77 224V223H76ZM80 223H78L79 226ZM82 224V223H81ZM80 224V225H81ZM84 224V223H83ZM106 224V222H105ZM109 224V223H107ZM114 224V223H113ZM121 227V223H119ZM192 224V223H191ZM223 224V223H222ZM258 224V222H257ZM111 225V224H110ZM137 225V224H136ZM181 225V224H180ZM224 225V224H223ZM223 225H219L222 226L221 229H223ZM33 226V224H32ZM31 226V228H32ZM35 226V225H34ZM109 226V225H108ZM160 226V223H159ZM176 226V225H175ZM190 226V225H189ZM201 226V225H200ZM199 226V227H200ZM37 227V226H36ZM39 227V226H38ZM45 227V226H44ZM82 227V226H81ZM116 227V226H114ZM142 227V228H143ZM217 227V225L215 226ZM108 228V227H106ZM110 228V227H109ZM123 228V227H121ZM162 228V227H161ZM181 228V227H180ZM202 228V226L200 227ZM81 229V228H80ZM114 230L119 229L117 228H112ZM125 229V228H124ZM163 229V228H162ZM35 230V229H34ZM40 230H42L40 228ZM78 231L79 228L77 229ZM106 230V229H105ZM112 230V231H114ZM120 230V229H119ZM118 230V232H119ZM128 230V229H127ZM132 230V229H131ZM143 230V231H144ZM184 230V229H183ZM237 230V229H236ZM241 230V228H240ZM29 231V230H28ZM99 231V232H100ZM108 231V230H107ZM106 231V232H107ZM110 231V229H109ZM121 231V230H120ZM129 231V230H128ZM137 231V230H136ZM199 231V229H198ZM197 231V232H198ZM219 231V230H218ZM217 231V232H218ZM260 231V230H259ZM134 232V231H133ZM202 232V231H201ZM43 233V232H42ZM80 233V232H79ZM123 233H125V231L123 230ZM138 233V232H137ZM144 233V232H143ZM176 233V232H175ZM200 233V232H199ZM223 235V238L225 240L226 243H233V237L232 234L230 233L229 230L227 229H223L220 232ZM252 233V234H253ZM27 234V233H26ZM47 234V233H46ZM101 233H99L100 235ZM106 234V233H104ZM108 234V233H107ZM127 234V233H126ZM131 234V233H129ZM134 234V233H133ZM141 234V233H140ZM32 235V234H31ZM78 235V232H77ZM76 235V236H77ZM137 235V234H136ZM178 235V234H177ZM199 235V234H198ZM254 235V234H253ZM29 236V235H28ZM40 236V235H39ZM80 236V237H81ZM98 237V235H96ZM105 235H103V240ZM108 236V235H107ZM133 238V235H131ZM129 236V238L131 237ZM143 236V234H142ZM172 236V235H171ZM260 236V235H259ZM262 236V235H261ZM47 237V235L45 236ZM141 237V236H140ZM164 238V236H162ZM160 237V238H162ZM201 236H199L200 238ZM220 237V236H219ZM242 237V236H240ZM251 237V236H250ZM131 238V239H132ZM146 238V236H145ZM166 238V237H165ZM31 239V238H30ZM110 239V238H109ZM198 239V238H197ZM262 239V238H261ZM23 240V239H22ZM46 240V239H45ZM78 240V239H77ZM102 240V242H103ZM106 240V238H105ZM104 240V241H105ZM134 240H136V238H134ZM161 239H158V241ZM248 240V238H247ZM246 240V241H247ZM33 241V240H32ZM43 241V240H42ZM39 241V242H42ZM112 239L110 241H105L104 244L106 242H111ZM139 241V240H137ZM162 241V240H161ZM260 241V239L258 240ZM31 242V240H30ZM38 242V243H39ZM76 242V241H75ZM115 242V241H114ZM136 242V241H134ZM141 242V240H140ZM240 242V241H239ZM248 242H250V240H248ZM98 243V242H97ZM95 244L98 245L99 244ZM94 244V243H93ZM101 244V243H100ZM103 244V243H102ZM108 244V243H107ZM165 244V243H164ZM163 244V245H164ZM167 244V243H166ZM252 244V243H251ZM251 244H249L248 246L244 247V249L242 250V252L238 253V256H240L241 259H243V261L246 262H250V261H255L257 263L260 264H264V244H260L258 246H252ZM38 245L36 242L32 243V251L34 254V262L33 264H49L48 263V258L47 256L44 254V252L42 251V249H39L40 251H42V257L40 258V256L38 255L39 251H38ZM50 245V244H49ZM78 245V244H77ZM94 245V246H95ZM136 244H134L132 247H134ZM161 245V242H160ZM168 245V244H167ZM166 245V246H167ZM247 245V243H246ZM251 245V246H250ZM254 245V244H253ZM31 246V245H30ZM51 246V245H50ZM80 246V245H79ZM79 246L77 248H79ZM165 246V247H166ZM49 247V246H48ZM57 247V246H56ZM74 247V246H73ZM96 247V246H95ZM94 247V248H95ZM106 247V246H105ZM163 247V246H161ZM164 247V249H165ZM169 247V246H168ZM224 247V246H223ZM254 247V248H252ZM119 248V247H117ZM138 246L136 247V250L138 249H142L144 252V249L138 248ZM171 248V247H170ZM50 249L53 250V248L51 247ZM58 249V247H57ZM72 249V248H71ZM75 249V248H74ZM84 249V248H83ZM100 250V248H98ZM104 250L107 251L108 250H115L116 249V245L114 244H110L108 245L107 249L106 248H102ZM101 249V250H102ZM157 249V248H156ZM234 249V248H233ZM62 250V249H61ZM70 250V249H69ZM68 250V251H69ZM96 251V249H94ZM101 251L100 254L104 253ZM172 250V248H171ZM211 250V249H210ZM31 251V249H30ZM46 251V250H45ZM77 251V250H75ZM81 252V250H78ZM85 251V250H84ZM98 251V250H97ZM128 251V250H126ZM125 251V252H126ZM164 251V250H163ZM168 251V250H167ZM51 252V250H50ZM54 252V251H53ZM52 252V255H53ZM67 252V251H66ZM70 252H73L70 250ZM83 252V251H82ZM93 252V251H92ZM91 252V253H92ZM100 252V251H99ZM97 252L96 254L98 255ZM124 252V253H125ZM138 253L140 251H137ZM211 252V251H210ZM209 252V248L208 247H201L198 249L197 253L195 255H203V256H209L210 255ZM86 253V251H85ZM90 253V252H87ZM95 253V252H94ZM92 254H88L93 255ZM167 252L165 251V254ZM195 253V252H194ZM236 253V252H235ZM60 254V253H59ZM73 257L76 258L77 254H79L78 252L76 253H72ZM71 254V255H72ZM83 254V253H82ZM94 254V255H96ZM109 254V252H108ZM141 254V252L139 253ZM161 254V253H160ZM163 252L164 256H169V255H165ZM30 255V254H29ZM51 255V254H50ZM96 255V256H97ZM103 255V254H102ZM100 255V256H102ZM107 255V252H106ZM115 255V253L113 254ZM121 255V253L119 254ZM127 254H125L126 256ZM33 256V255H32ZM31 256V258H32ZM79 256V255H78ZM96 256H92L93 258ZM128 256V255H127ZM146 256V255H145ZM159 256V255H158ZM57 257V256H56ZM59 257V256H58ZM91 257V258H92ZM117 257V255H116ZM121 257H123V255H121ZM136 257V256H135ZM160 257V256H159ZM174 257V256H173ZM53 258V257H52ZM55 258V257H54ZM101 258V257H100ZM99 258V259H100ZM120 258V257H119ZM125 258V257H124ZM134 258V256H133ZM144 258V256L142 257ZM169 258V257H168ZM146 259V258H145ZM225 259V258H224ZM92 260V259H91ZM116 260V258H115ZM140 261V259H137ZM136 260V261H137ZM168 260V259H167ZM170 260V259H169ZM172 260V259H171ZM175 260V259H174ZM33 261V259H32ZM54 261V260H53ZM75 260H73L74 262ZM94 261V260H93ZM118 261V260H117ZM138 261V262H139ZM216 261V260H215ZM220 261V260H219ZM24 262V263H23ZM57 262V261H56ZM76 262V261H75ZM122 264H129V261H127L126 259ZM54 262H52L53 264ZM79 263V262H78ZM115 263L117 264V262L115 261ZM140 264H153L152 262H139ZM214 263V262H213ZM229 263V262H228ZM55 264V263H54ZM76 264V263H75ZM83 264V263H80ZM89 264V263H88ZM92 264V262H91ZM94 264V263H93ZM114 264V263H113ZM199 264V262H198ZM251 264V262H250Z\"/></svg>",
  "mask_w": 264,
  "mask_h": 264
}]
</instances>
